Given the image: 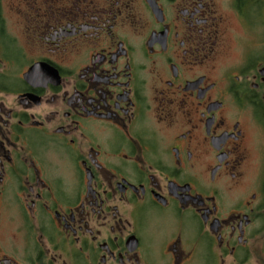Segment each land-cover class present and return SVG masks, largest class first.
Returning a JSON list of instances; mask_svg holds the SVG:
<instances>
[{
    "label": "flooded vegetation",
    "instance_id": "1",
    "mask_svg": "<svg viewBox=\"0 0 264 264\" xmlns=\"http://www.w3.org/2000/svg\"><path fill=\"white\" fill-rule=\"evenodd\" d=\"M0 264H264V0H0Z\"/></svg>",
    "mask_w": 264,
    "mask_h": 264
}]
</instances>
